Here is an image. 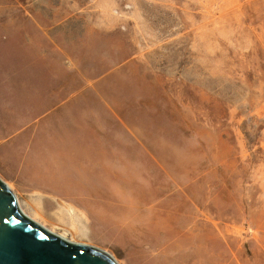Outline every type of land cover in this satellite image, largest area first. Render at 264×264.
Here are the masks:
<instances>
[{
  "label": "rangeland",
  "instance_id": "obj_1",
  "mask_svg": "<svg viewBox=\"0 0 264 264\" xmlns=\"http://www.w3.org/2000/svg\"><path fill=\"white\" fill-rule=\"evenodd\" d=\"M0 179L119 264H264V0H0Z\"/></svg>",
  "mask_w": 264,
  "mask_h": 264
},
{
  "label": "water",
  "instance_id": "obj_2",
  "mask_svg": "<svg viewBox=\"0 0 264 264\" xmlns=\"http://www.w3.org/2000/svg\"><path fill=\"white\" fill-rule=\"evenodd\" d=\"M0 264H118L105 251L73 243L28 217L0 179Z\"/></svg>",
  "mask_w": 264,
  "mask_h": 264
},
{
  "label": "crops",
  "instance_id": "obj_3",
  "mask_svg": "<svg viewBox=\"0 0 264 264\" xmlns=\"http://www.w3.org/2000/svg\"><path fill=\"white\" fill-rule=\"evenodd\" d=\"M57 143H60L61 145H65V143H69L68 140H64V139H58L56 140Z\"/></svg>",
  "mask_w": 264,
  "mask_h": 264
},
{
  "label": "bare ground",
  "instance_id": "obj_4",
  "mask_svg": "<svg viewBox=\"0 0 264 264\" xmlns=\"http://www.w3.org/2000/svg\"><path fill=\"white\" fill-rule=\"evenodd\" d=\"M119 264V263H118Z\"/></svg>",
  "mask_w": 264,
  "mask_h": 264
}]
</instances>
